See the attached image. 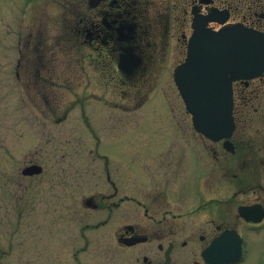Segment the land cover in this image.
Segmentation results:
<instances>
[{"label": "flooded vegetation", "instance_id": "flooded-vegetation-1", "mask_svg": "<svg viewBox=\"0 0 264 264\" xmlns=\"http://www.w3.org/2000/svg\"><path fill=\"white\" fill-rule=\"evenodd\" d=\"M70 3L57 43L43 31L20 39V90L59 124L74 98L98 99L117 136L89 150L104 171L64 174L56 164V214L43 224L17 194L18 259L5 261L0 222V264H264V70L232 80L234 132L215 142L195 129L174 74L200 30L264 34V0ZM70 48L79 71L59 75L54 54ZM89 180L96 187L79 196ZM26 212L34 220L24 225Z\"/></svg>", "mask_w": 264, "mask_h": 264}, {"label": "rangeland", "instance_id": "rangeland-1", "mask_svg": "<svg viewBox=\"0 0 264 264\" xmlns=\"http://www.w3.org/2000/svg\"><path fill=\"white\" fill-rule=\"evenodd\" d=\"M70 2L71 0H0V222L4 251L11 250L5 261L18 259L15 235L19 226L17 194L24 195L25 202L35 205V220L39 225L43 224L56 214L57 189L53 191L48 188L53 187L51 176H57L56 164L63 161L64 174L95 169L104 171V159H94L96 153L91 155L89 150L94 149L97 142L104 144L117 136L116 131L110 127V122L107 123L111 118L109 108L103 103L99 104L98 99L87 102L88 100L80 97L74 98L69 107V116L59 124V120L55 117L51 119L50 115L41 118L34 111L35 106L27 103L20 90L16 72L19 57L17 50L19 42H23L20 39L43 31L48 34L47 37L51 36L52 39L49 40L57 43L64 20L73 10ZM66 39L71 40L70 37ZM72 51L75 49L69 50L67 55L61 52L54 54L56 63L53 69L59 75L64 73L66 67L74 66L77 69L80 58L77 52ZM64 56L65 61L62 59ZM72 80L75 82L73 89L81 94L83 88H77L76 77L73 76ZM57 82L64 83V80L57 79ZM83 107L86 109L89 125L82 112ZM170 126L171 124L163 125ZM58 145H61L63 151L57 149ZM64 153L66 158L63 160ZM99 153L104 155L106 152L102 150ZM31 163L45 166V173L30 176L21 172ZM52 170L56 172H51ZM95 187L94 182L89 180L88 184L80 187L82 190L78 195H86ZM28 209L26 207L25 211ZM31 214L23 213L21 220L24 225L31 218L34 220Z\"/></svg>", "mask_w": 264, "mask_h": 264}, {"label": "water", "instance_id": "water-1", "mask_svg": "<svg viewBox=\"0 0 264 264\" xmlns=\"http://www.w3.org/2000/svg\"><path fill=\"white\" fill-rule=\"evenodd\" d=\"M188 53L175 72V82L195 128L214 142L228 138L234 128L230 85L233 79L262 73L264 35L241 27L200 31ZM41 172L36 164L23 170L30 176Z\"/></svg>", "mask_w": 264, "mask_h": 264}]
</instances>
